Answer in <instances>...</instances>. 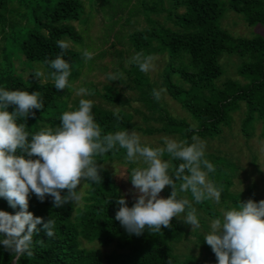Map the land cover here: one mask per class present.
<instances>
[{
  "label": "trees",
  "instance_id": "1",
  "mask_svg": "<svg viewBox=\"0 0 264 264\" xmlns=\"http://www.w3.org/2000/svg\"><path fill=\"white\" fill-rule=\"evenodd\" d=\"M132 1L121 11L134 15ZM141 7L138 13L146 14L149 25L130 34L127 54L136 58L128 59L121 81L141 102L135 110L145 125L126 108L94 103L73 106L67 113L71 83L82 76L87 55L65 38L83 41L72 22L83 17V0H0V264H13L16 257L17 264H206L194 254L182 258L176 251L187 230L174 215L172 201L206 226L203 213L242 233L260 214L253 186L246 194L232 190L237 164L223 154L196 148L194 136H221L244 103V133L253 135L260 122L264 138V35L235 36L221 24L230 8L248 24L264 25V0H143ZM153 13H166V22ZM21 53L44 63L58 81L26 82L16 66ZM162 53L170 60L161 84L196 124L170 113L159 100L156 82L144 71L147 59ZM225 53L243 59L238 73L245 81L228 78L218 83L225 73ZM102 95L111 104L130 105V98L111 86ZM63 99L54 122L42 123L43 114L58 108ZM135 129L176 134L185 144L134 146L127 136ZM139 153L165 158L152 166L170 181L169 202L156 212L128 199L102 166L121 159L135 168ZM83 165L90 166L88 189L84 206L73 216L77 207L72 177ZM129 172V179L136 181ZM202 174L212 183L216 200L203 188ZM219 206L232 223L223 221ZM198 238L205 242L204 235ZM83 240L116 242L120 250L103 254L84 247Z\"/></svg>",
  "mask_w": 264,
  "mask_h": 264
},
{
  "label": "rangeland",
  "instance_id": "2",
  "mask_svg": "<svg viewBox=\"0 0 264 264\" xmlns=\"http://www.w3.org/2000/svg\"><path fill=\"white\" fill-rule=\"evenodd\" d=\"M86 11L79 21H72L83 37V41L76 42L69 37L65 42L79 52L87 55L86 65L82 76L71 83V95L68 99L67 113L71 112V107L77 105L98 104L108 108H126L135 115V121L145 125L141 114L137 113L135 108L142 106L140 101L133 99L136 95L134 91L121 81L125 77L123 68L129 66V60L136 58L127 54L130 44V34L136 29H143L149 25L146 14L142 11L143 0H133V14L129 10L122 12L128 4V0H83ZM151 1V0H149ZM167 4V3H166ZM168 5V4H167ZM138 13V14H135ZM166 13L155 14L153 17L166 22ZM122 16V19L115 24V20ZM16 17H19L16 15ZM171 24L170 21H167ZM222 26L228 29L235 36L254 37L264 35V25H250L245 21L244 15L226 9L222 18ZM117 35L120 40H117ZM0 42V52L2 48ZM112 43H116L112 45ZM120 51L126 54L121 57ZM129 59V60H128ZM141 60L142 57L137 58ZM170 56L167 53L157 54L147 59V65L144 71L150 76L151 80L156 82L160 93V102L167 107L171 114L177 117L186 118L193 124H196L193 116L187 112L162 86L161 73L164 67L169 63ZM243 59L237 54L225 53L221 58V63L225 73L218 80L222 84L228 78H237L242 81L245 79L239 75L238 68ZM15 62V57H14ZM16 66L21 69V76L26 82L37 81H58L56 74L50 72L46 65L40 61H32L25 58L24 54L18 57ZM114 88V92L121 91L125 98H130V105L111 104L102 94L107 91V87ZM97 89L95 91L94 89ZM64 99L59 101V107L50 109L42 116V123L49 126L54 121L58 109ZM143 109H145L143 107ZM147 110V109H146ZM246 105L242 103L239 110L233 112V122L229 127H225L221 136L215 139H205L200 136H194L196 148L206 152H216L231 158L237 164L236 175L232 190L235 192L248 193L250 187H254L260 203V214L249 220L247 231L242 233L231 226H228L214 217L207 214L205 221L207 226L201 221L190 216L179 205L177 200L171 202L174 207V215L177 216L183 224L186 225L187 235L176 246V251L183 255L194 254L206 264H264V138L261 137L262 123L258 122L253 135L247 136L244 131V118L246 116ZM150 124L156 125L155 121ZM127 141L134 145H149L153 147L181 146L185 142L176 134H167L165 132H155L147 134L141 130H131L128 133ZM165 158L161 155L148 156L137 154L134 157L135 168L131 167L128 160L114 159L105 161L102 166L106 167L120 184L122 192L126 197L150 211H158L169 202V196L166 187L169 185L168 174L160 169L155 170L152 166L161 164ZM129 169L136 175V181L129 179ZM90 166L83 165L74 170L73 181L76 188L74 195L77 214L78 208L84 206V196L87 193L88 183L87 175ZM204 179V189L210 190L216 200V191L207 175L202 174ZM223 213V221L232 223L233 220L228 215L225 208L219 206ZM199 235L205 236V242L201 241ZM82 245L86 248H95L102 251L103 254L119 251L120 248L116 242L110 245H103L99 241L83 240Z\"/></svg>",
  "mask_w": 264,
  "mask_h": 264
},
{
  "label": "water",
  "instance_id": "3",
  "mask_svg": "<svg viewBox=\"0 0 264 264\" xmlns=\"http://www.w3.org/2000/svg\"><path fill=\"white\" fill-rule=\"evenodd\" d=\"M13 264H17V257L13 260Z\"/></svg>",
  "mask_w": 264,
  "mask_h": 264
}]
</instances>
